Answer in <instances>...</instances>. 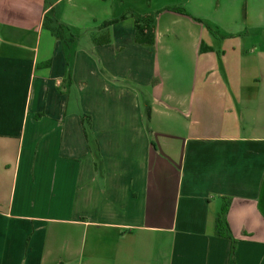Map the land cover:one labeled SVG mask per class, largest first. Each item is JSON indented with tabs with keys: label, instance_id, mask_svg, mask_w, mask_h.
<instances>
[{
	"label": "crops",
	"instance_id": "0c3cea01",
	"mask_svg": "<svg viewBox=\"0 0 264 264\" xmlns=\"http://www.w3.org/2000/svg\"><path fill=\"white\" fill-rule=\"evenodd\" d=\"M54 9L69 50L45 0H0V264H264V0ZM129 9L162 10L154 46L132 17L95 44Z\"/></svg>",
	"mask_w": 264,
	"mask_h": 264
},
{
	"label": "trees",
	"instance_id": "16d2710c",
	"mask_svg": "<svg viewBox=\"0 0 264 264\" xmlns=\"http://www.w3.org/2000/svg\"><path fill=\"white\" fill-rule=\"evenodd\" d=\"M46 13L43 19V25L45 28L51 31V33L60 41H62L64 47L69 50L79 39V35L70 30V27L59 20L55 14L54 0H45ZM172 9L173 11L190 15L185 8H165ZM162 10L156 12H144L140 13L132 9L126 10L119 17L104 22L96 33L93 34L94 43L97 45H104L111 42V27L112 25L121 22L129 17H132L135 22V42L144 46L152 47L156 42V17ZM212 48L202 43L201 51H209ZM148 119L150 118V112L147 113ZM90 116L83 115L84 129L86 137L89 142V147L95 157V166L98 167L102 163V157L98 143L90 134ZM260 209L264 214V183L261 187L260 193ZM231 205L230 198H225V201L218 212L215 220V233L218 236L235 240L232 237L230 226L227 221V213Z\"/></svg>",
	"mask_w": 264,
	"mask_h": 264
}]
</instances>
